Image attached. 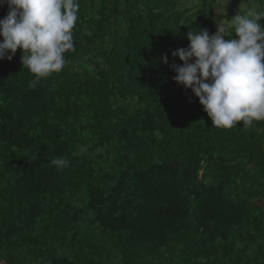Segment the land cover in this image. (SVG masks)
<instances>
[{"label":"trees","instance_id":"obj_1","mask_svg":"<svg viewBox=\"0 0 264 264\" xmlns=\"http://www.w3.org/2000/svg\"><path fill=\"white\" fill-rule=\"evenodd\" d=\"M235 1L226 38L264 12ZM218 3L79 0L61 72L0 60V264H264V120L211 126L170 69Z\"/></svg>","mask_w":264,"mask_h":264},{"label":"clouds","instance_id":"obj_2","mask_svg":"<svg viewBox=\"0 0 264 264\" xmlns=\"http://www.w3.org/2000/svg\"><path fill=\"white\" fill-rule=\"evenodd\" d=\"M7 14L0 19V60L11 61L17 49L21 63L33 75L30 86L59 73L65 67V53L75 51L73 30L78 20L79 0H0ZM264 12L249 8L230 20L236 38H226V29L217 24L208 30L188 31L187 48L172 56L173 81L191 90L211 120V126L231 129L239 122L251 127L264 120ZM161 62L168 64L167 56ZM86 151L81 147L80 153ZM58 169L69 165L63 157H53Z\"/></svg>","mask_w":264,"mask_h":264},{"label":"rangeland","instance_id":"obj_3","mask_svg":"<svg viewBox=\"0 0 264 264\" xmlns=\"http://www.w3.org/2000/svg\"><path fill=\"white\" fill-rule=\"evenodd\" d=\"M217 1H219V3L214 7V9H216L215 11L216 21H217V24L220 23V25L225 27L228 21L226 19V12L223 11V6H225L226 8L228 6L229 1H232V0H217ZM235 2L236 3L233 4L232 6L233 12L245 11L246 5L244 3H241L242 2L241 0L240 1L236 0ZM191 3H193V1ZM253 4H257V1L255 0Z\"/></svg>","mask_w":264,"mask_h":264}]
</instances>
